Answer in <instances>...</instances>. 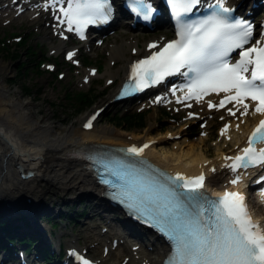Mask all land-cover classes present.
Segmentation results:
<instances>
[{
    "label": "snow or ice",
    "instance_id": "snow-or-ice-1",
    "mask_svg": "<svg viewBox=\"0 0 264 264\" xmlns=\"http://www.w3.org/2000/svg\"><path fill=\"white\" fill-rule=\"evenodd\" d=\"M199 2L168 0L177 18L178 38L132 64L136 90L142 91L179 73L188 77V83L183 85L187 89L185 98L199 102L210 93H225L219 107L234 102L242 106L240 114L247 115L249 106L244 101L250 99L256 102L255 113L264 115V41L257 40L251 47H245L252 35L251 26L226 15L232 9L225 6L224 0H216V6L206 16L194 21L184 19ZM132 10L144 19L153 11L147 0H132ZM60 11L68 30L72 31L75 25L81 38L84 27L105 21L111 14L107 0H68L67 8ZM236 50L239 58L230 62V54ZM73 55L69 52L67 59L71 60ZM208 106L215 105L209 100ZM228 113L236 115L231 108ZM84 126L91 127V121ZM227 127L221 129V134ZM254 142H264V119L248 137L242 155L225 157L234 160L227 167L235 172L238 167L264 164V148L257 151ZM127 151L139 156L142 149L133 147ZM168 180L183 183L141 184L123 193L129 209L170 238L173 248L165 264H264V228L253 221L240 192L225 190L217 200H211L199 191L204 187L203 174L186 178L177 173ZM238 181L236 177L230 183ZM260 194L264 199V189ZM78 259L80 264H90L82 257Z\"/></svg>",
    "mask_w": 264,
    "mask_h": 264
},
{
    "label": "bare ground",
    "instance_id": "bare-ground-1",
    "mask_svg": "<svg viewBox=\"0 0 264 264\" xmlns=\"http://www.w3.org/2000/svg\"><path fill=\"white\" fill-rule=\"evenodd\" d=\"M231 1L238 6L240 12L242 5L248 0ZM3 4L7 6L2 7ZM13 4L11 0H0V21L9 20L12 23L20 21V29H25L26 27L29 28V25L31 27L34 20L43 24L44 21L41 20L40 16L45 13L51 19V36L57 40V44L51 47V51L59 53L65 49L64 41H60L58 38L63 27L55 11L57 5H52L49 1L44 2V0H25V3L21 5L22 11L14 14ZM28 9H31L30 12L33 13L34 17L29 14ZM124 35H129L132 38L127 37L118 43L114 41L109 49V62L118 65L119 68L114 72L112 70L106 71L107 80L110 81L111 86L117 85L113 89L112 95L105 99L102 104L116 101L119 86L127 79L132 60L142 48L136 39L137 37H134L137 35L136 33L127 32ZM132 50H135L134 57L128 53ZM87 72L90 78L96 76L95 71ZM102 104L96 107V110H100ZM149 104H152L151 97L142 100V105L145 107ZM195 106H199L200 111L197 112L199 115L205 113L204 103H198ZM31 108L28 102H22L15 96L10 97L6 87L0 84V219L9 218L11 220L18 213L22 214L28 224L17 226L19 230L13 231L12 235L21 237L28 233L31 237L38 238V247L55 250L57 248L56 240H60L62 235L57 233L55 237H50L48 232L37 227L34 222V220L40 222L44 219H36L35 214H42V210L46 209L44 205L40 206L46 197V190L43 189L46 184L42 176L47 177L55 174V179L51 182L52 185H58L60 193L70 195L67 199H64L65 195H63L61 199L64 200L60 204L62 202L73 204L80 200L82 202L76 208L70 206L64 210L60 207L55 213L58 214L63 210L69 212L66 213L67 215L74 216L71 213L73 211L78 214L76 219H80V222L90 217L91 214H95L92 217L100 222L104 221L103 224L107 228V232L103 233L106 246H102V249L106 250L109 246V253H111L110 246L115 245V248H121L123 253L119 259L115 258L111 264H161L167 253V247L152 239V236H148L147 231L133 225L121 209L104 201L101 198V189L94 184L92 178L87 176L82 162L69 159V156L73 153H84L94 149L95 146H109L127 150L130 147L139 148L148 144V147L144 148L140 155L147 158L154 166L166 170L173 177L177 173L186 178L195 177L204 171L207 176L209 175L206 181L207 187H217L228 184L232 178L225 157L234 154L242 146L249 125L257 117L249 113L243 119H238L237 116L228 119L225 115V121L229 128L227 127L223 137L231 139L230 151L226 155H219L216 162H207L205 160L206 149L195 146V144L183 145L177 152L175 150L167 151L162 147L157 149L153 146V137H151L149 130H145L146 128L138 135L133 133L127 135L124 131L122 132V129H112L104 125V127L93 125L89 131H83L81 126L92 116L89 114L87 118L79 119L78 127L57 131L47 123V119L44 117H35ZM151 108L156 107L151 106ZM221 113L225 114L224 111ZM249 121L251 122L249 123ZM184 147L186 150L183 149ZM216 151H221V148L217 146ZM16 166L21 167L24 171H33V177L27 180L20 179ZM242 181L244 180L241 179ZM82 193L94 195L91 199L92 205L85 201V198L89 196L84 198ZM80 205L83 207L82 209H79ZM255 211L256 222L264 226V216L260 211ZM93 219L90 221H94ZM55 220L57 228H60L62 223V226L69 223L64 219ZM68 220H72V217ZM27 226L31 227V231L28 230ZM0 232L2 231L0 230ZM96 264L108 263L97 260Z\"/></svg>",
    "mask_w": 264,
    "mask_h": 264
},
{
    "label": "rangeland",
    "instance_id": "rangeland-1",
    "mask_svg": "<svg viewBox=\"0 0 264 264\" xmlns=\"http://www.w3.org/2000/svg\"><path fill=\"white\" fill-rule=\"evenodd\" d=\"M248 1L251 2L252 0ZM11 2L14 3L12 6L14 12H12L14 14L20 13L23 9L21 5L25 0H11ZM30 10L28 9L29 14L34 17ZM40 18L44 21L43 24L33 19L34 22L31 27L29 25V28L26 27L25 29H20V21L16 23L9 20L0 21V84L6 87L10 97L15 96L22 102H28L32 107L31 111L34 116L37 118L44 117L55 130L76 128L79 119L87 118L93 110H96V107L112 95V91L117 85L111 86L106 75V71L112 70L114 72L119 68L118 65L111 64L108 60V50L113 44V39L96 48L88 45V47L79 50L78 56L74 57V61L77 62L78 60L74 66L71 61L65 63L62 60V52L69 49V46L73 44L70 43V40H66L64 41L65 49L59 53H53L51 47L57 44V40L51 36V19L45 13H42ZM128 31V29L121 30L108 37H114L115 41L122 42L127 37L132 38L129 35H124ZM130 32L136 33L137 35L134 37H137L139 44L143 45L144 41L140 39L143 33L132 30ZM159 32L161 33V31ZM143 39L148 38L143 37ZM27 47L31 49L30 56H25L24 51H20L19 55L14 53L17 49L24 50ZM22 71H25L26 74L21 75ZM87 71H95L96 76L90 78ZM83 77L85 78L83 79ZM83 80H87V83L84 84ZM25 92L31 94L26 95ZM84 96L90 100V105L78 109L77 98L80 97L84 102ZM155 106L154 109L150 106L145 107L136 100L129 103H105L102 104L99 110L100 114L95 120V125L97 127L105 126L112 129H122V132L124 131L127 135L132 133L138 135L145 130H149L151 137H153V146L157 149L159 147L165 148L167 151L175 150L177 152L183 145L195 144V146L206 149L205 160L207 162H216L219 155L229 153L231 139L217 135V130L224 121L221 118L223 114H213L211 117H205V127L200 129L196 121L188 119L186 112L165 104ZM116 114L118 118L123 114H139L145 120L143 128L126 130L123 127H118V124L112 119ZM237 118L241 119L243 117ZM201 132H203L202 135ZM217 146L221 148V151H216ZM183 149L186 150V147ZM42 178L46 184L43 188L46 190V197L40 206L44 205L50 212H56L60 207L64 209L63 205L67 202H64L63 205L60 203L70 195L60 193L58 185H52L51 182L54 181L55 174L47 177L42 176ZM82 194L84 195V193ZM63 195H65L64 199H61ZM85 196L89 197L85 198ZM93 197L94 195H84L86 203L91 205ZM80 202L81 200L77 201L76 204ZM42 212L44 214V211ZM50 212L46 215L49 216ZM261 214L264 216L263 212ZM93 215L95 214H91L90 217L81 222L80 219H76L74 224L67 223L62 226V223L60 228H57V225L47 224L46 221L35 222L34 220V222L37 227L48 232L51 237H55L57 233L62 235L61 238L64 239H61L60 242L65 244L79 242V244L88 247V251L93 256L95 255L101 258L102 261L111 264L115 258L119 259L123 255L122 249L111 245V253H109V246L103 251L102 246H106L103 230L105 229L107 232V228L104 227V221L100 222L92 217ZM90 219L94 221L91 222ZM106 251L108 255L104 257Z\"/></svg>",
    "mask_w": 264,
    "mask_h": 264
},
{
    "label": "trees",
    "instance_id": "trees-1",
    "mask_svg": "<svg viewBox=\"0 0 264 264\" xmlns=\"http://www.w3.org/2000/svg\"><path fill=\"white\" fill-rule=\"evenodd\" d=\"M22 41H25V40H22ZM21 45H23V43H21ZM20 51H24L25 56H28V55L30 56L31 49L29 47L25 48L24 50L17 49L16 51H14V53L19 55ZM82 59H84V58H82ZM25 71H22L21 75H25L26 74ZM25 93H26V95L31 94L30 92H25ZM84 97H85L84 102L80 99V97L77 98L78 109L85 108L86 106L90 105V100L86 96H84ZM139 114H137V115L136 114H134V115L123 114L119 118H118V115L116 114L113 116L112 119L115 120V123L118 124L117 125L118 127H123L126 130H139V129H141L140 127H142L144 125V122H145V120H143L142 117L139 116ZM63 203L64 202H62V205H63ZM70 206L76 208L78 206V204H76V202H75L73 204L67 203V204L63 205L64 208H66V207L70 208ZM79 209H81V207ZM42 211H44V214H37V213L35 214L36 219L44 218L43 220L46 221L47 224H52V226L56 225L55 219H60V220L64 219L67 222H69L70 224H74V222L76 221L75 219L78 216V214L77 213L75 214L73 211L71 213H73L74 216L67 215L66 213H69V212H64L63 210H61L58 214H56L53 211L50 212L46 209H44ZM48 212L51 213L49 216L46 215ZM71 217H72V220H68V219H71ZM43 220H41V221H43ZM25 221H26V218L22 214H19V213L11 220H9V218L0 219V230L9 232L10 230L18 229L17 226H23V225L28 224ZM27 227H28V230L31 231V227H29V226H27ZM24 237H28V235L26 234ZM24 239H26V238H24ZM37 241H39V240L37 238H34V240L31 242V244H33V243L35 244V242H37ZM40 256L42 259L45 260V263H48L49 253L46 250H44L40 254Z\"/></svg>",
    "mask_w": 264,
    "mask_h": 264
},
{
    "label": "water",
    "instance_id": "water-1",
    "mask_svg": "<svg viewBox=\"0 0 264 264\" xmlns=\"http://www.w3.org/2000/svg\"><path fill=\"white\" fill-rule=\"evenodd\" d=\"M17 170L19 173L23 174V178H27L29 175L27 174V171H24V169H22L21 167L19 166H16ZM21 179V178H20ZM24 180V179H22ZM27 180V179H26ZM95 184V183H94ZM102 198V197H101ZM103 200H105L104 198H102ZM106 201V200H105Z\"/></svg>",
    "mask_w": 264,
    "mask_h": 264
}]
</instances>
